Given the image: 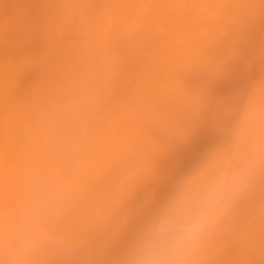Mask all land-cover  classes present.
I'll use <instances>...</instances> for the list:
<instances>
[{
	"label": "bare ground",
	"instance_id": "obj_1",
	"mask_svg": "<svg viewBox=\"0 0 264 264\" xmlns=\"http://www.w3.org/2000/svg\"><path fill=\"white\" fill-rule=\"evenodd\" d=\"M204 203L185 264H264V0H0V264H134Z\"/></svg>",
	"mask_w": 264,
	"mask_h": 264
},
{
	"label": "clouds",
	"instance_id": "obj_2",
	"mask_svg": "<svg viewBox=\"0 0 264 264\" xmlns=\"http://www.w3.org/2000/svg\"><path fill=\"white\" fill-rule=\"evenodd\" d=\"M207 203L184 215L176 210L158 220L137 247L134 264H185L186 253L203 230Z\"/></svg>",
	"mask_w": 264,
	"mask_h": 264
}]
</instances>
